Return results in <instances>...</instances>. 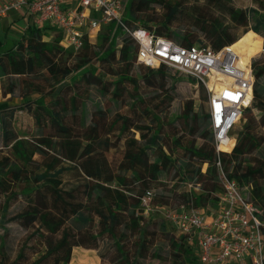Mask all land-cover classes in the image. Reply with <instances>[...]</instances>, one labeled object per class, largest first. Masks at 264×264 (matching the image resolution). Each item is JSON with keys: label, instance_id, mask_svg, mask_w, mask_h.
<instances>
[{"label": "trees", "instance_id": "trees-1", "mask_svg": "<svg viewBox=\"0 0 264 264\" xmlns=\"http://www.w3.org/2000/svg\"><path fill=\"white\" fill-rule=\"evenodd\" d=\"M152 3H159V0H129V11L134 20H125L127 25L130 28H146L155 35L182 46L200 43L218 50L224 46L232 45L238 39L217 20L200 21V28L204 31L208 43L196 42L194 36L190 34L168 30L176 14L180 11L178 3H161L166 9L163 22L157 28H151L148 25L150 20L140 18L138 13L147 9ZM259 7L264 10V3H261ZM250 13L254 17V22L248 30H252L264 38V11L259 12V10L249 8L248 12H245L231 8L229 16L231 21L246 27ZM109 34L110 28L102 27L95 44L85 43L83 49H88V51L82 52V49L75 54L73 68L62 59L57 64L55 63V56L61 48H48L41 40L43 31L37 27H28V31L22 34L14 47L3 49L0 41V78L14 74L19 77H22L23 74L34 77L37 76V69L45 66L52 75V79L59 82L89 64L94 57L97 61L94 68L87 66L82 78L80 80L75 79L72 86L58 88L56 100L49 103L51 108L47 109L42 104H37L36 108H32L31 104H28L27 112L33 117L37 126V133L41 137L39 142L35 140L26 144L27 142L19 139L13 124L16 111L10 109L6 102H0V113H2L0 115V142L2 148H9L10 150V154L0 158V191L7 194V200L17 196V194L32 200L31 195L39 190L38 187L35 188L36 184H44L52 197L50 207L47 206L46 202H41L37 208L32 206L30 210L17 215V218L24 219L27 224L37 221L50 233H60L56 240L49 242L45 253L38 258V261L54 257L55 264H68L73 247L84 245L86 248L96 249L95 242L98 234L90 230L94 217H96L101 233L108 235L107 241L111 243L112 246L110 247L116 254V262L118 264H137L140 250L143 249L146 252L148 249L147 242H145V232L140 224L142 216L139 197L145 191L154 189L147 188L141 194H137L134 185L145 186L150 182L160 180L169 172H173V178H176L184 189L177 196L180 201L177 202L175 209L184 206L202 211L204 207L206 208L211 204L216 206L218 202L221 190L217 178L218 172L215 165L217 155L210 131L209 117L208 114L201 117L197 116V113L193 111L191 100L183 104L180 119L184 121L185 128L195 132L204 142L199 146L195 145L194 141L182 144L180 136L174 138L171 136V143L184 153L185 157L183 158H175L171 148L166 150L162 147L159 154L150 160V152L158 148V145L161 146L162 125L156 126V128L144 123L133 125V120L129 114H117L107 128L105 124L106 114H104L107 110L100 103H97L94 104L93 110H90L88 114V117L90 116L89 124L85 123L87 120L86 110L83 113L81 124L87 125L84 130L86 140L105 141V139H98L100 134H102L101 136L108 135L107 131H111L117 124H119L118 133L121 135L130 130L139 132V139H136L132 134V137L126 140V148L123 152V158L127 164L126 174L111 175L109 172L105 176L103 168L100 166L103 164V160L93 158L94 145L88 142L81 148L79 142L73 143L71 140L58 141L60 147L67 149V159L74 162L77 173L84 176L82 195L85 201L74 200L76 188L64 189L61 187L62 181L59 176L64 168L59 167L54 170L60 162L58 158H52L43 172L35 173L32 177L27 173L25 166L33 163V156L45 152L42 146L45 147L44 149L49 148L52 145V140L60 136L58 134L64 135L70 129L72 130L71 127L79 125L80 101L89 95L93 89H96L97 93L103 97L110 94L113 103L121 95V91L124 92V82L131 83L133 89L130 99L133 104L130 111L132 112L133 109L141 106L139 114H147L146 116L152 120V124L159 122L158 112L170 105L173 100V91L170 88H165L166 80L164 83H160V86L157 84L159 75L163 76L162 69L167 66L160 65L157 69H153L138 64L136 62L137 46L134 39L118 30L116 32L118 37L122 35L115 44L113 38L110 39ZM93 49H102V52L97 54ZM132 63L145 67V72L141 75V82L154 89L149 98L152 99V102L158 100L154 104L155 109L146 103V98L141 93L143 86L140 85L138 79L130 76L129 70ZM114 65L119 66L120 70L115 71ZM251 69L254 76L252 104L243 113L245 124L241 130L234 134L235 145L231 152H223L219 158L222 170L234 179L240 188L247 189V194L244 193L246 198L264 210V134L260 132V128L264 127V62L252 60ZM191 80L195 83L193 79ZM14 88L15 85L11 84L9 91H13ZM199 89L202 92L203 101L207 102L205 89L202 86H199ZM71 93L73 97L68 99L67 96ZM163 94L167 97L162 98ZM69 105L74 107L72 114ZM254 109L260 113L259 117L253 114L252 110ZM197 119L200 120L199 124H196ZM204 165H206V169L203 171ZM112 181L116 183L115 187L108 184ZM31 183L35 186H32ZM17 184H21L18 193L14 190V186ZM185 184H200L201 190L194 192V194L190 193L186 190ZM159 196L161 198L159 204L167 205L170 203L167 201L164 192ZM51 206L57 211L50 209ZM261 219H264V216ZM156 225L161 233H165L166 226L163 220L157 221ZM262 233H264V228H262ZM84 237L91 238L94 242L88 245L83 244L80 240ZM125 243H132L137 246L135 255L131 256L130 249H125ZM166 243L169 248V255L173 258L171 263L201 264L197 253L192 251L194 246L187 243L184 236L180 235L179 238L168 236ZM21 256L22 254L18 255V257ZM99 256L102 257L100 254Z\"/></svg>", "mask_w": 264, "mask_h": 264}, {"label": "rangeland", "instance_id": "rangeland-1", "mask_svg": "<svg viewBox=\"0 0 264 264\" xmlns=\"http://www.w3.org/2000/svg\"><path fill=\"white\" fill-rule=\"evenodd\" d=\"M161 3L179 4L180 11L176 14L168 30L180 31L181 33L190 34L194 36L196 42L208 43L206 37L204 36V31L200 28V21L208 22L211 20H217L226 26L230 34L238 37V39L232 43V47L239 52L244 62H248L251 58V62L252 60L259 61L260 63L264 62V38L256 34L254 31L248 30L254 22V17L252 14H249L250 17L246 27H242L239 24L231 21L229 16L231 8L245 12H248L249 8H254L259 10V12H262L264 10H261L259 5L264 3V0H159V3H152L147 9H144L138 13L140 18L150 20L148 25L151 26V28H157L158 25L163 22L166 9L163 8ZM12 13L13 11L9 13L8 16L10 17L5 19L2 24L3 27L10 25L7 33L4 30L6 27L1 30L0 26V41L2 43L3 49H7L12 42L14 43L15 40H19L22 34L28 31V22L26 17H21V15L14 16ZM124 20H134L129 11V2L126 6ZM138 23L140 24V22ZM164 31L168 32L167 30ZM121 35L118 37V34H115L113 37L115 44H117L119 41L118 38L120 39ZM54 36L57 38L56 34H54ZM60 39L61 38L59 36V43ZM67 51L71 52L72 49L68 48ZM93 51L101 54L102 49H93ZM65 54L69 55L66 52ZM68 64L73 68L75 62L71 61ZM96 65L97 61L91 60L88 64V68H94ZM113 68L115 71L120 70L119 66L117 65H114ZM129 71L130 76L136 77L140 85L143 86L141 88V93L146 98V103L150 104V106L154 108V104L157 103L158 100L152 102V99L149 98L154 89L147 87L145 83L141 82V75L145 72V67L132 63ZM161 72L163 73V76L159 75V82L157 83L158 86H160L159 84L164 83V80H166L165 88H170L173 91L174 97L170 105L158 112V117H160L159 122L152 124V120L146 116L147 114H139L141 106L133 109L134 111L132 112L130 111L133 104L130 99L133 85L129 82H124V92L122 93L121 91V95L118 96L116 102L113 103L111 102L113 98H111L110 94L103 97L100 96L95 90L90 93V99L93 100V102L90 100L85 102V114L87 117L85 123L89 124L88 122L90 116L88 117V114L90 110H93L94 103H100V105L107 110L106 113H104L106 114L105 124L107 125V128L117 116V114H129L133 120V125L144 123L155 128L156 126L158 127L162 125L160 133L162 137V142L160 143L161 146L158 145V148L150 152V160H152L155 155L159 154V150H162V147L166 150L171 148L175 158L180 159L185 157L184 153L180 149L173 146L170 139L171 136H173L172 138L180 136L182 144L194 141L195 145L197 146L202 144L204 140L198 137L195 132L189 131L188 128H185L183 124L184 121L180 119L183 104L191 100L193 111L196 112L197 116L199 117L207 114V104L206 101H203L202 92L200 91L199 86H196L195 83L192 82L191 78L169 67H164ZM14 78L17 79L18 77ZM166 97L167 96L163 94L162 98ZM16 110L17 112L14 126L19 139L27 142L26 144L35 140L39 142L41 137L34 131L32 122L25 113L23 106L16 107ZM252 111L256 117L260 116V113L257 110L254 109ZM69 123L70 120L67 122V124L69 125ZM199 123L200 120L197 119L196 124ZM244 124L245 119L235 127L233 133L235 134L241 130ZM77 126H79L77 129H73ZM86 127L87 125H82L79 123V125L71 127L72 130L70 129V131L64 133V135L58 134L60 136L52 140V145L49 148L46 147L47 149H44L45 147L42 146V149L45 152L35 154L33 156V163L25 166L27 173L32 177L35 173L43 172L46 169L47 163L50 162L52 158H58L60 162L55 166L54 170L59 167L64 168V171L59 176L62 181L61 187L64 189H70L72 187L76 188L74 200L85 201L84 196L82 195L83 183L85 182L84 176L82 174L80 176L77 173L74 167V162H71L67 159V149L60 147L58 141L61 140L64 142L65 140H71L73 143L79 142L81 148L88 142L94 145V150L92 151V155L94 156L93 158L103 160V164H100V166L103 168V173L105 176L109 172L111 175L126 174L125 171L127 170V164L123 158V152L126 148V140L131 138L132 134L136 139H139V132L130 130L121 135V133H118L119 124H117L111 129V131H107L108 135L105 134L101 136L102 134H100L98 139H105V141H88L86 140V133L84 131ZM260 132L264 134V127L260 128ZM223 150H229V148L223 147ZM8 154H10L9 148H2L0 142V158ZM205 169L206 165L203 166V170ZM173 177V172H169L166 176H162L160 180L150 182L145 186H140L139 184L134 185L136 186L134 189L137 194H141V192L147 188L154 189L156 193L155 202L158 204L160 203L161 199L159 194L164 192V194L167 196V201L170 202L167 205H169L171 208H175L176 204H178L177 202L180 201V198L177 196L183 192L184 189L182 188V185L179 184L178 180ZM108 184H110L112 187L116 186L114 181L109 182ZM20 186L21 184L14 186L15 192L18 193ZM37 187L39 190L31 195L32 200L29 197L19 194H17V196L8 198L7 200V194H3L0 191V264H55L54 257H48L42 261H38V258H40V256L45 253L49 242L56 240L60 233H50L46 228L39 225L37 221L27 224L24 219L17 218L19 213L30 210L32 206L37 208V205L41 202H46L47 206L50 207L52 197L50 196L49 189L44 186V184H36L35 188ZM247 192V189L243 190V193L247 194ZM210 206H212L214 209L217 204L216 206L212 204ZM53 207L50 209H53ZM53 210L57 211L56 209ZM206 210L207 207H204L202 211L205 212ZM159 220H163L165 222V233H161L157 229L156 224ZM143 229L145 232V242H147L148 249L146 252L143 249L140 250V257L137 264H173L171 263L173 258H171L169 255V248L166 242L168 236L179 238L180 233L176 227L164 220L161 214L157 213L153 214L149 219L146 220L145 224L143 225ZM90 230L91 232L98 234L97 240L95 242L97 248L89 249L84 245L73 247L68 264H89L86 261L87 258L93 259L96 264H118L116 262V254H114L113 249L110 247L112 245L109 241H107L108 235L106 233H101L100 227L97 225L96 217H94V221L90 226ZM80 241L86 245L92 244L94 242L91 240V238L86 237L82 238ZM136 248L137 246H134L132 243H125V249H130L131 256L135 255ZM192 251L196 253V249L194 247ZM19 254H22V256L18 257ZM99 254L102 255V257H100ZM236 262L237 260L232 258L223 262L222 264H236ZM176 264L182 263L179 262Z\"/></svg>", "mask_w": 264, "mask_h": 264}, {"label": "built area", "instance_id": "built-area-1", "mask_svg": "<svg viewBox=\"0 0 264 264\" xmlns=\"http://www.w3.org/2000/svg\"><path fill=\"white\" fill-rule=\"evenodd\" d=\"M129 0H0V22L11 11L22 12L37 26L60 32V46L76 54L85 43L95 44L102 27L110 28V39L118 30L134 39L136 62L157 69L160 65L193 79L207 93V114L217 155L220 183L217 206L205 212L190 207L171 208L155 202V191L140 197L143 226L153 214H161L196 248L201 264H264V210L250 202L238 183L221 167L220 154L235 145L234 129L252 104L254 76L251 59L243 62L232 45L218 50L208 45L182 46L155 35L146 28H130L124 20ZM109 39V41H110ZM229 147V150H223ZM204 171V170H203ZM190 193L201 185L185 184Z\"/></svg>", "mask_w": 264, "mask_h": 264}, {"label": "crops", "instance_id": "crops-1", "mask_svg": "<svg viewBox=\"0 0 264 264\" xmlns=\"http://www.w3.org/2000/svg\"><path fill=\"white\" fill-rule=\"evenodd\" d=\"M12 15H21V17H26L28 22V27H37L40 30L43 31V36L41 40L45 43V45L48 48L58 49L61 48L58 40L60 36V32L55 29L54 27H49L47 25H41L37 26L33 23V20L31 18H27V16L24 15L22 12H13ZM10 16H6L3 18L0 22L1 30L4 29L6 26H2L3 21L7 19ZM15 19V18H14ZM10 28V25L4 29L7 33L8 29ZM53 33V34H52ZM54 34L57 35V38L54 36ZM61 38V36H60ZM16 39V38H15ZM16 41V42H15ZM14 43L12 42L8 48L14 47V45L19 41L18 39L15 40ZM62 49V48H61ZM56 54L55 56V63L57 64L59 60L62 59V61H67V63L71 61H75L74 58L76 57L75 54L71 51L67 50H61ZM91 49V48H90ZM15 50V48H13ZM82 50V49H81ZM88 49H83L82 52H87ZM68 53L69 55L65 54ZM79 52V51H78ZM102 52V51H101ZM98 54V53H97ZM83 57V56H81ZM92 60H96V57H94ZM87 65L82 67L81 69L77 70L76 72H73L69 76L65 77L61 81L57 82L56 79H52V75L49 73L47 68L45 66H41L37 69V76L32 77V75L25 76L24 74L22 77H19L17 74L9 75L0 78V102H6L8 107L10 109H14L16 112V107L23 106V109L29 119L32 122L34 131L37 133V126L35 125L33 117L27 112L28 104H31L32 108H36L37 104H42L45 108L49 109L51 106L49 105L50 102L53 100L55 101V97L58 92L59 87H66V86H72L73 82L76 80H80L82 78V74L87 69ZM96 73V72H95ZM14 77H18L15 79ZM14 84L15 88L13 91H9L10 85ZM72 90V89H71ZM97 91L96 89H93V91ZM73 94L71 93L67 98H72ZM92 101L90 99V94L86 95L85 98L81 99V108H80V116L78 119L79 123H82V116L85 111V102ZM71 103V99H70ZM95 104V103H94ZM70 113H73L74 107L72 105H69ZM2 113H0L1 115ZM15 124V123H13ZM15 129V126H14ZM16 131V129H15ZM17 132V131H16ZM37 137V135H36ZM229 148V147H228ZM196 249V248H195ZM197 251V250H196ZM86 261L89 264H96V262L93 259L87 258ZM74 262V261H73Z\"/></svg>", "mask_w": 264, "mask_h": 264}, {"label": "bare ground", "instance_id": "bare-ground-1", "mask_svg": "<svg viewBox=\"0 0 264 264\" xmlns=\"http://www.w3.org/2000/svg\"><path fill=\"white\" fill-rule=\"evenodd\" d=\"M233 48V47H232ZM234 49V48H233ZM238 54H239V52L236 50V49H234ZM239 56H240V54H239ZM240 59L243 61V59H242V57L240 56ZM244 62V61H243Z\"/></svg>", "mask_w": 264, "mask_h": 264}]
</instances>
